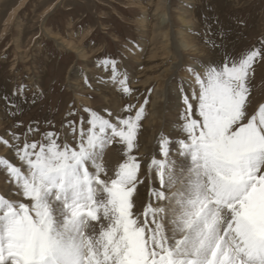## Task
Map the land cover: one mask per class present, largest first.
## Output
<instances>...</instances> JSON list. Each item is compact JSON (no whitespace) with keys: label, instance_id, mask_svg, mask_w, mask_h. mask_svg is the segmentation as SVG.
Wrapping results in <instances>:
<instances>
[{"label":"snow or ice","instance_id":"1","mask_svg":"<svg viewBox=\"0 0 264 264\" xmlns=\"http://www.w3.org/2000/svg\"><path fill=\"white\" fill-rule=\"evenodd\" d=\"M259 61L264 42L219 66L185 69L196 87L190 97L179 86L185 108L178 159L171 158L172 140L161 137L162 159L149 165L155 204L145 207L143 220L132 211L144 182L133 151L147 99L115 123L85 108L79 125L68 122L79 137L75 146L58 143L55 132L45 133V142L0 137L20 161L0 157V171L21 197L0 195V264H264V104L246 117L248 81ZM102 65L131 95L115 60ZM116 143L124 158L105 179L100 161Z\"/></svg>","mask_w":264,"mask_h":264},{"label":"rangeland","instance_id":"2","mask_svg":"<svg viewBox=\"0 0 264 264\" xmlns=\"http://www.w3.org/2000/svg\"><path fill=\"white\" fill-rule=\"evenodd\" d=\"M169 39L175 46H169ZM261 42L264 0H0V137L11 139L15 133L22 142H45V133L55 132L58 143L75 146L79 137L73 136L68 122L79 125L80 118L88 116L85 108L115 123L134 115L147 99L133 155L144 181L138 185L153 188L157 181L145 157L162 159L161 137H171V158L178 159L174 144L181 137L185 108L179 86L182 83L190 97L196 87L185 69L219 66L225 57L237 59ZM176 56L180 67L170 69ZM104 59L115 60L117 79L126 78L131 95L112 81ZM248 83L250 118L264 104V61L254 65ZM21 86L23 92L13 95ZM154 100L158 115L152 128L148 121ZM191 102L195 112L196 101ZM129 104L135 106L132 113L125 111ZM122 148L116 143L105 149L114 163L109 165L112 170L105 167L110 173L103 178L113 177L124 158ZM105 155L103 166L108 162ZM0 157L20 166L2 143ZM6 180L0 171V195L12 193L6 198L20 201ZM149 203L155 204L154 199L135 193L133 214L139 217Z\"/></svg>","mask_w":264,"mask_h":264},{"label":"bare ground","instance_id":"3","mask_svg":"<svg viewBox=\"0 0 264 264\" xmlns=\"http://www.w3.org/2000/svg\"><path fill=\"white\" fill-rule=\"evenodd\" d=\"M165 17V16H164ZM168 42H170V45L169 46H171V47H173V46H175L174 45V43H173V41H171V39H169L168 40ZM174 58V59H173ZM172 59H171V63H170V65H169V68L170 69H177L178 70V68L180 67V63H179V59L177 58V56H176V58L175 57H173ZM178 60V61H177ZM177 61V62H176ZM163 95V94H162ZM162 95H160L161 97H162ZM177 95V94H176ZM160 96L159 97H157L156 96V98L157 99H159L160 98ZM155 101V100H154ZM180 103H181V101H180ZM157 102L155 101L154 103H153V105H152V109H153V112L149 115V117H150V119H149V121H148V124H149V126H151L152 128H153V119H157V118H155V116L156 115H158V111H157ZM151 109V110H152ZM173 109L174 110H177L175 107H173ZM170 110H168L167 109V112H169ZM176 127H175V131H177V134H178V131L180 130V128H179V124H178V121L176 122ZM182 129V128H181ZM173 132V131H172ZM153 133V132H152ZM173 133H175V132H173ZM172 133V134H173ZM180 133V132H179ZM181 135V137L180 138H183V132L180 134ZM156 136V135H155ZM157 138V137H156ZM170 139H171V137H169ZM179 138V139H180ZM149 145V144H148ZM149 150H151V149H149ZM108 152H109V150H108ZM105 155V154H104ZM108 155V156H107ZM107 155H105V156H107L108 157V162L106 161V165L104 166V167H107L108 169H110V164H112V163H114V161H113V159H114V157H113V155H111V151H110V153H107ZM150 155V154H149ZM148 154L146 155L147 157H145V164L146 165H150V163H151V161L153 160L152 159V157H150ZM110 158V159H109ZM156 159V158H155ZM115 160H116V158H115ZM141 160V159H140ZM105 161V160H104ZM111 162V163H110ZM116 162V161H115ZM118 166V165H117ZM112 167V166H111ZM113 168V167H112ZM115 168V167H114ZM113 168V169H114ZM110 170H112V169H110ZM115 170H116V168H115ZM108 171V170H107ZM115 172V171H114ZM108 173H110V172H108ZM113 174V173H112ZM111 176V175H110ZM110 178V177H109ZM112 178V177H111ZM151 189H152V186L150 187V186H145V185H138L137 186V190H136V194L138 195V196H142V198L143 199H147V198H152L151 197V195H150V191H151ZM9 192V190H7L6 191V195H7V193ZM11 194L12 193H10V194H8L6 197H10L11 196ZM15 197V196H14ZM12 199V198H11ZM152 199H154V198H152ZM136 201V200H135ZM137 205V204H136ZM135 209V208H134ZM139 209V208H138ZM145 209V208H144ZM144 209H142L141 210V214L139 215V218L141 219V220H143V212H144ZM139 211V210H138Z\"/></svg>","mask_w":264,"mask_h":264}]
</instances>
